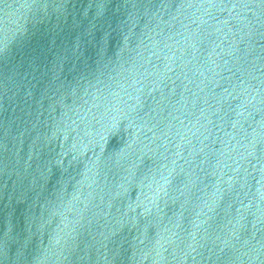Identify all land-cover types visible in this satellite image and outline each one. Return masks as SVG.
I'll use <instances>...</instances> for the list:
<instances>
[{
	"label": "water",
	"instance_id": "1",
	"mask_svg": "<svg viewBox=\"0 0 264 264\" xmlns=\"http://www.w3.org/2000/svg\"><path fill=\"white\" fill-rule=\"evenodd\" d=\"M0 264H264V0H0Z\"/></svg>",
	"mask_w": 264,
	"mask_h": 264
}]
</instances>
